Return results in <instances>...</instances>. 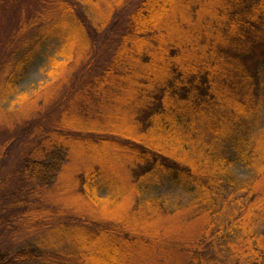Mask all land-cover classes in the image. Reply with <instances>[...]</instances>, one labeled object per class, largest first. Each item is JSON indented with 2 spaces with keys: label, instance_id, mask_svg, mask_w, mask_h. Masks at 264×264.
Returning <instances> with one entry per match:
<instances>
[{
  "label": "trees",
  "instance_id": "obj_1",
  "mask_svg": "<svg viewBox=\"0 0 264 264\" xmlns=\"http://www.w3.org/2000/svg\"><path fill=\"white\" fill-rule=\"evenodd\" d=\"M32 4L24 24L22 11L8 19L16 0H0V120L13 124L0 132V170L16 147L0 173V264H264V130L237 125L258 113L264 0ZM57 33L54 79L7 109ZM226 136L230 158L211 149ZM245 159L256 175L236 182L231 166ZM158 173L191 198L130 196ZM123 199L128 218L110 222L104 208Z\"/></svg>",
  "mask_w": 264,
  "mask_h": 264
},
{
  "label": "rangeland",
  "instance_id": "obj_2",
  "mask_svg": "<svg viewBox=\"0 0 264 264\" xmlns=\"http://www.w3.org/2000/svg\"><path fill=\"white\" fill-rule=\"evenodd\" d=\"M16 2L18 3L16 11L11 10V12L8 13V19H10V20L16 19V16H17L16 13L22 11L23 12L22 21L25 24L27 21V17L29 16V14L31 12L30 10L32 9V6H34L32 4L33 0H31V1L30 0H16ZM127 12H129V10ZM17 18H18V16H17ZM123 20L124 19H122L121 23L118 25V28H120V29L122 28L121 24H122ZM114 27H115V25L112 26V28H110V26H109V27H107V29H105L107 31V33H110V37H111V39L108 40L109 41L108 44L111 43V40H114V36H115V31L113 30ZM117 34H118V32H117ZM61 42H62V40L60 38V34L57 33V34L52 35L49 39L45 40L43 43H41L39 53L37 54L36 58L32 60L27 72L24 74V76H22L23 78L19 81L18 87H16L17 88L16 91H14V93L11 95V98H7V100L4 103H2L7 109L10 107H14V108L18 107L17 102H15L14 100L19 97L20 93H23V92L29 93V92L33 91L34 88H38L37 86L45 85V84H47V82H51L54 79L53 73H50V70L52 69V66L50 64H51L53 58L56 56L55 51L60 46ZM102 47L104 49L105 47H107V45H104V46L102 45ZM102 59H99V60H102ZM261 78H262L263 83L260 86L261 87V96H259L260 102H259L258 113H257L256 117L254 118V116H252V117H247L246 119L244 118L242 123L237 124L238 127H241V126L245 127V125H247L248 128L251 127V129L255 130V134L258 133L259 130H261V131L264 130V69L261 72ZM69 79H70V77H69ZM72 82L73 81H70L69 84H67L68 87L71 86L70 84H72ZM47 88L49 89L50 86H48ZM66 89H63V90H66ZM51 92H53V91H51ZM17 118H20L22 121V118L20 116ZM17 118H14L13 121H15V119H17ZM6 120H7L6 122L3 119L0 120V123L1 122L6 123V124H4V123L0 124V132H3L2 128H4V131H5L7 128H11L13 126V124L10 125V123L8 122L9 119H6ZM17 129H14L13 131H11L9 133L17 134V131H18ZM6 137H8V135H3L2 137H0V142L4 141ZM215 146H216V150L218 148L217 152L225 155L227 158H230V157H232V155L235 154V151H234L235 149L233 148V142L231 141V138L229 136L222 137L219 140H215L211 144V149L215 150ZM8 147H10V145L6 146L5 149ZM17 149L19 150V147H17ZM15 150H16V147H13L11 152H10V156L9 155L6 156V159H9V161H7L8 163H7L6 167L1 168L0 173L2 175H4V172H6L7 167H9V165L11 163L10 161L14 160V158L16 156ZM119 151H122V150L120 149ZM122 156H124V159H127L126 155L123 154ZM6 159H5V161H6ZM250 162L252 163L251 159H250ZM250 162L248 161V159H245L242 161H235L232 164L230 172H232V176L236 180V182L237 181L238 182H240V181L249 182V181L253 180V178L256 175L257 169L255 167V164L252 163L253 164V166H252ZM67 175H68V172H67ZM68 177H70V174ZM260 179H261L260 180L261 183L259 185L261 188L262 187L264 188V175H262L260 177ZM70 181L71 180L66 181V179H65V181H63L64 183H62V185L66 188H70L71 185L68 183ZM237 186H238V184L234 183L232 186H228V185L224 184L223 187L224 188L228 187V189L230 191H227V193L228 192L235 193V189ZM138 189H139L138 191H140V192L136 193V191H135V194L131 193L130 196L134 197L136 195V198L139 197L141 199L149 198V197H161L162 199L166 200L167 205H173V204L175 205L176 202L179 203L180 201H182L183 203H186V201H188L191 198V195H189V193L187 191H184V189L181 186L176 185V183L173 182L172 179H170L166 175H162V173L161 174L158 173L156 175L148 176L146 179L142 180L139 183ZM111 190H112L111 186L106 184V182L100 183L98 186V189H97V193L99 195L103 196V195H106ZM227 193H225V194L227 195ZM64 194H65V191H64ZM77 194H78V192H76V195ZM76 200L79 201V200H82V198L80 196H77L72 201L77 202ZM128 200L123 199L121 201H117V204L113 203L112 206L104 208L107 211L112 210L111 211L112 214H110V216L107 217V220H110V222H112V223H118L121 220H123L127 216L126 213L128 212V210L131 211L130 208H131V205L133 204L132 203L129 205ZM4 207L5 206L1 207V205H0V213L1 212L4 213L5 210L2 211V209ZM128 216H127V218H128ZM193 216H194L193 217V226H192L193 228H192L190 236H193V238L195 239L196 236L200 233V227L198 225H202L203 221L197 218L199 216H195V215H193ZM262 224H264V221L256 223V225H257L256 228L257 229L260 228V226H262ZM158 227H160V226H158ZM181 241H185V239H182ZM203 254L205 256H209L211 253L205 249V252Z\"/></svg>",
  "mask_w": 264,
  "mask_h": 264
}]
</instances>
